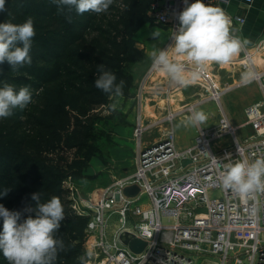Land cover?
I'll list each match as a JSON object with an SVG mask.
<instances>
[{
	"label": "built area",
	"instance_id": "1",
	"mask_svg": "<svg viewBox=\"0 0 264 264\" xmlns=\"http://www.w3.org/2000/svg\"><path fill=\"white\" fill-rule=\"evenodd\" d=\"M194 2L188 0V4ZM204 3L222 8L231 27L245 22L243 17L227 12L226 0ZM184 7V0H156L147 16L151 23L168 27L172 34L179 25L177 14ZM262 42L264 39L253 46V51L246 48L231 65L244 70L253 61L254 52L264 50ZM255 67L264 72V67ZM201 79L205 94L195 104L168 110L164 117L151 121L137 117L131 172H121L90 197L65 183L71 210L88 217L85 248L94 253L88 264H193V255H212L219 264H264V194L245 199L223 190L218 181L224 164L264 157V100L247 105L242 120L233 124L221 99L246 86L239 81L224 82L217 89L207 75ZM260 83H264V77ZM209 101L218 105L219 121L196 128L190 146L178 149L174 119ZM223 137L230 143L213 150L212 143ZM133 186L138 192L126 195L125 189ZM144 195L148 205L138 204ZM254 205L259 209L255 217L251 213ZM125 236L144 241L142 251L130 250L123 242Z\"/></svg>",
	"mask_w": 264,
	"mask_h": 264
},
{
	"label": "trees",
	"instance_id": "2",
	"mask_svg": "<svg viewBox=\"0 0 264 264\" xmlns=\"http://www.w3.org/2000/svg\"><path fill=\"white\" fill-rule=\"evenodd\" d=\"M155 1L113 0L101 14L73 10L71 23L51 0H6L7 11L0 12V23L19 24L31 17L36 33L30 66L13 71L7 61L0 64V87L6 82L16 90L27 86L32 93L24 109L0 118V205L20 212L23 222L35 217L34 211H25L36 207L32 194H41L42 203L60 198L66 218L56 235L65 250L56 264H79L77 257L86 253L88 217L71 210L65 183L84 177L103 136L109 137L96 131V109L108 106L110 98L95 87L96 66L103 63L117 83L125 82L123 95L130 94L131 66L144 58L134 35L150 22L147 12ZM0 264H8L2 252Z\"/></svg>",
	"mask_w": 264,
	"mask_h": 264
},
{
	"label": "clouds",
	"instance_id": "3",
	"mask_svg": "<svg viewBox=\"0 0 264 264\" xmlns=\"http://www.w3.org/2000/svg\"><path fill=\"white\" fill-rule=\"evenodd\" d=\"M57 5L58 14H64L68 23L72 22L73 10L79 15L86 12L101 14L106 12L113 0H51ZM183 11L177 14L179 25L172 32L171 43L166 48L152 44L149 57L151 70L166 76L169 82L177 87L187 88L205 77L210 65L227 67L246 50L251 43L235 34L231 20L220 7H213L204 0H195L188 4L184 0ZM7 11L6 0H0V12ZM34 21L31 17L22 23L7 20L0 23V64L5 61L13 71L25 65H31L30 55L32 40L35 36ZM153 40L159 41L161 32L155 28L150 33ZM264 43V42H262ZM95 87L114 98L109 105L110 111H116L118 100L123 95L125 82L117 78L111 70L102 63L97 65ZM264 72L258 71L255 62L251 61L240 73L241 86L260 83ZM32 100V93L27 86L19 90L13 85L4 83L0 87V118L13 115L14 109H24ZM204 110L193 108L183 120L173 125L180 127L199 128L208 121ZM214 162H215V157ZM221 188L231 191L239 197L249 199L255 194H264V157L252 161L240 159L234 163L223 165V171L218 177ZM3 194H7L6 191ZM41 194H32L36 201L35 217L29 215L23 222L20 212H13L0 205V217H3V230L0 233V252L8 264H56L58 254L65 250L63 239L57 237L61 222L65 220V212L59 197L52 196L47 202H41ZM259 204V201H257ZM258 207L251 209L255 217ZM94 255L87 251L77 257L79 264H88V259Z\"/></svg>",
	"mask_w": 264,
	"mask_h": 264
},
{
	"label": "crops",
	"instance_id": "4",
	"mask_svg": "<svg viewBox=\"0 0 264 264\" xmlns=\"http://www.w3.org/2000/svg\"><path fill=\"white\" fill-rule=\"evenodd\" d=\"M226 1L227 3L224 4V6L228 13L235 16H241L245 19V22L241 26H235L232 28L235 30L236 34L241 36L242 39H248L251 42L247 46V49L253 51V46H255L258 41L264 39V0H250L249 2L243 0ZM145 25H143L134 35L136 46L143 53L144 58L141 61L135 62L131 66L133 89L128 96L122 95L119 98H115L116 100H118V106L116 110L119 111L122 117L125 116L127 112L132 113V121H134V117L137 118L139 115L144 119L148 117L147 120L149 121L164 117L168 110L177 111L183 107L191 106L198 102V100H200V98L205 94V83L202 79L188 86L187 88H183L172 85L166 76H163L158 72L151 71V60L149 57V53L151 51L152 44L155 43L160 48H166L170 42L171 30L168 27H164L165 31H161L162 39L156 41L151 38L150 33L152 31L148 28L149 26L146 27ZM252 59H254L255 65L257 67H264V53H258L257 51H255L254 58ZM213 70L225 71V73L230 74L228 77L230 79L227 81H221L218 73H213ZM241 71H243L242 68L234 65L221 67L219 65L213 64L209 66L206 75L208 76L213 86L219 89L220 87H222V84L224 82L230 84L238 82L239 79L235 77V74H240ZM251 85H254V88L252 90L255 96H257L258 98L252 103L262 102L264 100V91H261V89H259L256 84ZM246 87H242L236 90H240ZM228 93H226L225 95H227ZM113 102L114 98L110 97L109 105ZM221 104L225 111L222 99ZM249 104H245L243 107H241L242 111L240 113L242 114V116L244 108ZM198 106L199 105H197L196 107ZM225 113L228 116L226 111ZM189 114L190 112L187 111L176 117L173 121V125L178 123L180 120H183ZM152 117H154V119ZM219 118V114H216L215 117L212 115L211 117H209L210 120L208 124L206 123L201 126L208 127L211 125H209V123L215 125L219 121ZM230 122L232 123L231 120ZM174 131L176 136V147L178 149H184L190 146L193 138L196 135V128L192 127H188L186 129L180 127L178 129H174ZM133 134L134 133L132 131L131 141H133L134 138ZM134 158L135 157H133V160ZM83 176H85L84 172ZM85 177L92 176L86 175Z\"/></svg>",
	"mask_w": 264,
	"mask_h": 264
},
{
	"label": "rangeland",
	"instance_id": "5",
	"mask_svg": "<svg viewBox=\"0 0 264 264\" xmlns=\"http://www.w3.org/2000/svg\"><path fill=\"white\" fill-rule=\"evenodd\" d=\"M145 26H149L148 28L151 31L155 28L159 29L160 32L165 31V26L156 25L151 22L147 23ZM239 37L241 38V36ZM160 39H162V34ZM213 73H218L221 81H227L230 79L228 78L230 74L225 73V71L213 70ZM235 77L239 79L240 74H235ZM253 88L254 85H251L240 90H235L222 98L225 111L233 124L242 120V114L240 113L242 111L241 107L258 99L252 90ZM196 109L204 110L208 117H211L212 115L215 117V115L218 114V105L215 102H206L196 107ZM96 114L100 116L99 121L96 123L97 133L104 132V135L107 134L109 137L103 136L99 154L95 155L94 158H91L84 169L85 176L91 175L92 177L84 176L77 181L72 179L66 180L67 185L78 189L80 194L84 197H90L92 194L99 193L101 188L110 184L114 177L120 175L118 173H126L125 169L128 170L127 172H131L134 167L133 157H135L136 141L134 138L133 141H131V137L132 131L134 133L136 128L137 118L134 117V121H132V113L129 112L125 114L126 117H122L119 111H110L109 105L98 107L96 109ZM147 118L145 119V122L148 121ZM152 118L154 119V117ZM209 120L210 119L206 122L207 124ZM210 124L213 125L212 123H209V125ZM183 129L186 128L183 127ZM154 133H156V130H153L152 135H154ZM106 138H109V140ZM229 143V138L223 137L212 143V149L215 150L221 148ZM213 195L216 196V193L212 194V196ZM148 203V198L144 195L140 198L138 204L148 205ZM192 259L193 264H219L218 259L212 255H193Z\"/></svg>",
	"mask_w": 264,
	"mask_h": 264
},
{
	"label": "water",
	"instance_id": "6",
	"mask_svg": "<svg viewBox=\"0 0 264 264\" xmlns=\"http://www.w3.org/2000/svg\"><path fill=\"white\" fill-rule=\"evenodd\" d=\"M125 194L126 195H134L138 192V188L133 186V187H128L125 189ZM124 244L128 245V247L130 248V250H132L135 253H139L140 251H142V249L145 246V242L141 241L139 239H135V238H131L129 239L127 236H125L124 238Z\"/></svg>",
	"mask_w": 264,
	"mask_h": 264
},
{
	"label": "bare ground",
	"instance_id": "7",
	"mask_svg": "<svg viewBox=\"0 0 264 264\" xmlns=\"http://www.w3.org/2000/svg\"><path fill=\"white\" fill-rule=\"evenodd\" d=\"M257 52H258V53H264V50H257ZM252 58H254V55H253ZM253 61H254V59H253Z\"/></svg>",
	"mask_w": 264,
	"mask_h": 264
}]
</instances>
